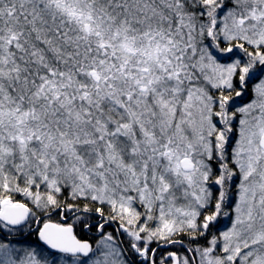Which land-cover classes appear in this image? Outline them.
<instances>
[{
    "label": "snow or ice",
    "instance_id": "snow-or-ice-1",
    "mask_svg": "<svg viewBox=\"0 0 264 264\" xmlns=\"http://www.w3.org/2000/svg\"><path fill=\"white\" fill-rule=\"evenodd\" d=\"M0 264H264V0H0Z\"/></svg>",
    "mask_w": 264,
    "mask_h": 264
},
{
    "label": "trees",
    "instance_id": "trees-1",
    "mask_svg": "<svg viewBox=\"0 0 264 264\" xmlns=\"http://www.w3.org/2000/svg\"><path fill=\"white\" fill-rule=\"evenodd\" d=\"M31 240H32V241H35V240H36V237L33 235V236L31 237Z\"/></svg>",
    "mask_w": 264,
    "mask_h": 264
},
{
    "label": "rangeland",
    "instance_id": "rangeland-1",
    "mask_svg": "<svg viewBox=\"0 0 264 264\" xmlns=\"http://www.w3.org/2000/svg\"><path fill=\"white\" fill-rule=\"evenodd\" d=\"M225 223H226V221H225Z\"/></svg>",
    "mask_w": 264,
    "mask_h": 264
}]
</instances>
